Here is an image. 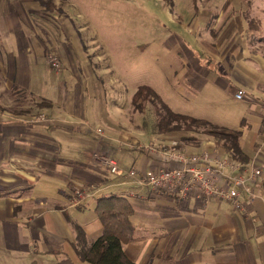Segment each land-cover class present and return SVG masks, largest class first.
Here are the masks:
<instances>
[{
    "label": "crops",
    "instance_id": "crops-1",
    "mask_svg": "<svg viewBox=\"0 0 264 264\" xmlns=\"http://www.w3.org/2000/svg\"><path fill=\"white\" fill-rule=\"evenodd\" d=\"M22 3L25 12L34 11L25 6L27 0ZM236 18L241 26L233 27L235 35L230 30L213 38L219 49L223 43L227 45L218 57L225 74H218L212 82L223 91L232 87L234 97L238 90H244L245 97L236 99L247 107H241L238 127L228 122L215 124L242 130L240 145L247 161L232 157L211 140L183 149L211 155L219 151L222 158L240 162L244 173L255 159L263 176L250 184L253 198L245 193L240 196L244 213L230 201L155 195L125 184L120 175L110 176L102 160L110 157L125 168L118 153L127 138L122 132L115 136V130L111 138L103 132L102 141L83 143L85 147L79 148L80 131L92 126L93 131L98 126L85 119L80 95L75 102L60 101L42 94L36 86L31 89V63L23 61L32 48L30 36L13 8L2 13L0 7V41H4L0 46L10 45L4 56L0 52V262L92 264L81 259L77 249L88 248L102 233L98 198L120 194L134 208L131 220L135 233L124 251L137 264H264V11L253 16L259 23L255 28L248 23L249 30L239 15ZM253 33L261 36L254 39ZM187 56L196 67L194 80L214 72L208 65L195 64L193 54ZM17 87L52 101L46 111L49 120L35 119V113L43 112L41 107L24 110L25 99ZM73 134H80L77 141L68 139ZM148 143L136 145L141 154L131 167L149 170L162 165L157 154L144 148ZM228 173L235 170L228 169ZM95 188L100 189L96 194ZM78 228L84 236L79 235Z\"/></svg>",
    "mask_w": 264,
    "mask_h": 264
},
{
    "label": "rangeland",
    "instance_id": "rangeland-1",
    "mask_svg": "<svg viewBox=\"0 0 264 264\" xmlns=\"http://www.w3.org/2000/svg\"><path fill=\"white\" fill-rule=\"evenodd\" d=\"M22 2L0 0V7L2 13L13 8L30 36L32 48L23 61L31 63V89L36 86L42 94L60 101L73 102L77 95L81 96L85 119L98 126L102 134L97 128L92 131L93 126L80 131L83 137L78 141L79 148L83 143L102 141L103 132L108 138L114 130L115 136L122 132L127 141L118 154L125 165L120 167L124 174L141 154L136 146L139 143H179L180 135L185 134L158 131L154 105L160 107L157 99L139 98L141 108H135L132 98L142 85L151 86L176 112L239 126L237 118L241 107L246 110V103L233 96L232 87L223 91L212 82L218 74H225L218 57L227 45L223 43L219 49L214 39L223 31L226 34L232 30L235 35L233 27L241 26L238 15L245 30H249L248 23L251 28L258 26L253 16L264 11V0H27L25 6L34 10L30 14L24 11ZM253 35L254 39L261 36ZM6 45L0 46L3 56L10 48ZM187 54L194 55L195 64L208 65L214 72L194 80L196 67ZM21 90L18 94L25 99L24 110L38 108L43 100L52 102ZM48 108L41 107L43 112L35 113V119L49 120ZM78 135H69L68 139L77 141ZM194 135L198 141L187 143L189 148L214 142L202 130ZM107 172L115 176L108 169ZM0 264L6 263L3 260Z\"/></svg>",
    "mask_w": 264,
    "mask_h": 264
},
{
    "label": "built area",
    "instance_id": "built-area-1",
    "mask_svg": "<svg viewBox=\"0 0 264 264\" xmlns=\"http://www.w3.org/2000/svg\"><path fill=\"white\" fill-rule=\"evenodd\" d=\"M245 95L246 92L240 89L235 93V98L243 99ZM98 132L102 134L101 129ZM177 145V141L144 145L147 151L162 159L163 163L157 169L141 170L135 165L124 174L118 163L110 157H105L102 165L110 174L122 176L125 184L145 188L155 195L181 200L191 197L205 200L215 198L230 201L236 209L243 213L246 211L240 196L245 193L253 198L250 184L263 176V170L255 163V159L244 173L240 162L229 157L222 158L219 151L211 155L207 151L198 153L179 149ZM228 169L235 170V173H228ZM99 190L95 188L93 193Z\"/></svg>",
    "mask_w": 264,
    "mask_h": 264
},
{
    "label": "trees",
    "instance_id": "trees-1",
    "mask_svg": "<svg viewBox=\"0 0 264 264\" xmlns=\"http://www.w3.org/2000/svg\"><path fill=\"white\" fill-rule=\"evenodd\" d=\"M148 97H153L160 102L159 108L155 103L154 105L156 107V127L161 134L176 131L185 133L180 135L177 148L183 149L188 145L187 143L198 141L194 133L202 130L205 135L214 138L216 145L223 146L232 157L243 162L247 161L248 157L245 156L240 145L241 129H232L212 123L205 118L176 112L163 102L162 98L149 85L140 86L134 94L132 102L135 108L137 110L141 108L138 106L139 98L147 99ZM38 104L39 107L51 106V103L45 100ZM96 210L103 230L88 248L77 249L81 259L92 264H137L130 260L124 251V246L133 239L135 233V227L131 220L134 208L131 203L120 194H111L108 197L98 198ZM78 232L79 235L84 236V232L80 228H78Z\"/></svg>",
    "mask_w": 264,
    "mask_h": 264
}]
</instances>
